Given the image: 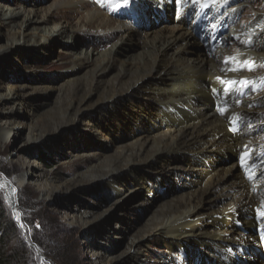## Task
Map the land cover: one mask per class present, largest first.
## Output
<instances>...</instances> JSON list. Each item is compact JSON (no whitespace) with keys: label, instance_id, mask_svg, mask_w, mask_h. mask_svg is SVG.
Masks as SVG:
<instances>
[{"label":"bare ground","instance_id":"obj_1","mask_svg":"<svg viewBox=\"0 0 264 264\" xmlns=\"http://www.w3.org/2000/svg\"><path fill=\"white\" fill-rule=\"evenodd\" d=\"M228 1L67 0L63 10L48 11L41 18L11 9L0 12V28L16 25L7 44L0 48V61L10 58L18 62L20 48L44 51L54 36L60 38L66 33V44L91 30L96 31L92 35L99 41L120 37L104 54L85 52L68 61L66 71L72 77L85 66L90 70L87 80L74 81L65 118H72L71 123L77 125L86 99L98 92L99 119L85 124L82 131L109 145L114 144V134L129 135L128 144L121 141L111 168L102 175L116 202L133 189H142L145 196L140 206L146 205L157 191H163L169 175L174 176L175 194L164 208L166 214L153 231L130 241L125 257L155 234L166 250L163 259L169 264H264L262 242L255 235V228L264 226V89L256 91L264 81V16L252 13L245 27L239 23L232 32L224 33L225 25L245 5L225 10L228 4H223ZM126 12L131 18H125ZM54 16L59 20L54 28L48 31L41 26ZM149 16L159 26L142 30L140 25H145ZM18 19L20 22L15 23ZM69 20L75 21L74 27L70 28ZM112 25L115 27L109 29ZM29 26L32 33L27 35L24 30ZM195 32L207 49L190 54V46H195ZM134 41L141 45L142 55L118 61L120 49ZM223 43H229L230 48H221ZM173 48L174 52H168ZM228 57L249 60L254 67L251 71L228 70L239 66L231 61L225 64ZM116 65L114 78L106 82ZM218 76L225 80L246 79L249 84L235 85L236 94L231 98L222 91L214 95L213 88H223ZM244 89L249 94L240 98L238 93ZM130 94H134L133 98H127L122 107L114 103L116 97ZM5 102L12 105L9 110L2 107ZM17 113L27 114L25 97L16 87H0L2 148L4 140L23 127L14 117ZM245 153L251 155L246 160ZM150 161L161 163L163 181L134 173V166L147 170ZM255 161L259 168L245 175L247 170L241 167L247 168ZM42 175L40 168L26 165L14 179L16 186L5 183V197L17 222L20 215L14 199L16 187L40 183ZM45 193L42 190L40 195ZM67 219L79 223L82 217L75 211ZM121 236L119 224L114 223L103 235L93 262L104 260L106 247Z\"/></svg>","mask_w":264,"mask_h":264},{"label":"rangeland","instance_id":"obj_2","mask_svg":"<svg viewBox=\"0 0 264 264\" xmlns=\"http://www.w3.org/2000/svg\"><path fill=\"white\" fill-rule=\"evenodd\" d=\"M228 2L230 3L223 4V6L228 4L225 10H230L233 6L245 5L239 9L231 23L225 25L222 30L224 33L232 32L234 26L239 23L245 27L252 13L264 16V0L247 2L229 0ZM66 3L67 0H0V12L11 9L21 12L22 15L34 13L37 18H41L48 11L63 10ZM224 9L222 8L225 12ZM124 14H126L125 18L130 17L127 12ZM117 20L125 21V19ZM66 21H68L67 17ZM69 21L70 28L74 27L75 21ZM18 22L20 19L15 23ZM58 22V17L54 16L41 26L50 31ZM163 23L166 21L164 20ZM140 26L142 30H152L159 26V22L153 16H149L148 21L145 20V25ZM14 27L15 24L0 28V48L7 44V39L15 30ZM113 27L115 26L112 25L109 29ZM31 29L32 26H29L24 32L30 35ZM93 31L96 33L95 30H91L78 34L70 44L64 43L68 33L60 38L54 36L48 49L44 51H32L30 47L20 48L18 62L10 58L0 61V87L18 88L19 93L25 97L27 108V114L14 115L23 127L18 129L17 134L9 140H4V148L0 146V202L6 212V221L11 222L16 231L12 232L6 226L4 228L12 245L19 244L20 264H54L48 256V248H55L58 245V249H63L61 252L69 264H169L163 259L166 250L155 234L145 238V242L139 244L132 255L125 257L124 253L128 250L132 239H138L142 234L153 231L154 225L166 214L164 208L175 194L174 176L169 175L163 191H157L149 198L146 205L140 206L145 196L142 189H133L121 201L116 202L113 191L105 183L102 175L111 168L113 154L120 150L116 147L128 144L129 135L124 132L123 136L116 137L117 135L114 134L112 136L115 138L114 144L109 145L88 137L86 132L82 131L85 124L96 123L99 119L98 92L86 99V108L78 116L77 125L71 123L72 118H65V109L71 100V91L75 82L87 80L90 70L85 66L72 77L71 72L66 71L70 66L68 61L85 52L104 54L120 39L116 35L108 41H99L98 37L92 35ZM195 34H197L193 40L195 46H190V54L200 53L206 48L198 32ZM227 47L230 48L229 43L221 45V48L227 49ZM174 48L168 52H174ZM142 52L141 45L134 41L121 48L116 59L118 61L138 59ZM117 66L111 69L105 78L106 82L114 78ZM146 80L145 82L149 81ZM131 96L134 94L118 96L114 103L122 107L127 102V98H133ZM2 107L9 110L12 105L5 102ZM2 116L0 115V118ZM230 159L234 158L230 157ZM160 164L157 161H150L147 170L141 165L134 166L133 170L138 175L147 174L149 177H157L163 181L165 177L161 172ZM26 165L40 168L43 178L40 183L16 187L14 199L18 208L16 210L20 215V229L5 197V183L15 184L14 179L21 174ZM42 190H46L43 196L40 195ZM30 203L37 204L41 210L45 209L51 213L44 220L43 229L39 228L38 223H35L34 229L25 224V216L28 213L25 212L24 206ZM75 211L82 217L79 223H72L67 219ZM114 223L119 224L123 236L106 247V252H103L106 257L104 260L93 262L95 251L99 249L103 235ZM31 235L39 238L42 244L39 246L31 241ZM76 257H79V261ZM113 258L114 260H111Z\"/></svg>","mask_w":264,"mask_h":264},{"label":"trees","instance_id":"obj_3","mask_svg":"<svg viewBox=\"0 0 264 264\" xmlns=\"http://www.w3.org/2000/svg\"><path fill=\"white\" fill-rule=\"evenodd\" d=\"M24 210L28 213L25 216L24 222L27 226L32 227L33 229L36 228L35 223H38L39 228L43 229L45 227L44 220L47 216L51 215V213H49L45 209L41 210V208H38L37 204L32 203L25 205ZM34 213H36V217L34 216ZM6 219V212L1 206L0 202V264H20L21 262L18 258L19 244L15 246L12 245L11 239L8 237L7 231L4 226H6L7 229L9 228V230L12 232L16 230L14 228V225L8 220L6 221ZM31 236V241H33L35 244L39 246L42 244V241L39 238H35L33 237V235ZM60 244L63 245L62 242H60ZM58 247H49L48 256L54 264H69L65 255L61 252L63 249H58ZM76 258L77 261H79V257Z\"/></svg>","mask_w":264,"mask_h":264},{"label":"snow or ice","instance_id":"obj_4","mask_svg":"<svg viewBox=\"0 0 264 264\" xmlns=\"http://www.w3.org/2000/svg\"><path fill=\"white\" fill-rule=\"evenodd\" d=\"M99 2V0H98ZM177 2H179V0H177ZM125 3H127V0H125ZM238 39V38H237ZM229 61H231L233 64H237L239 65L238 67H234L228 70L231 71H243L245 70V68L249 71H251L254 67V65L249 61V60H244V61H240L237 57H228L225 59V64L229 63ZM217 81L220 82L221 85H223L222 89H217V88H213L212 92L213 94H218L219 92H227L229 94V98H231V96L233 94H236V89H235V85L239 84V85H243L245 87L248 86L249 82L246 79H241V80H235V79H231V80H225L222 77L218 76L216 77ZM238 95H243V93H238ZM221 112H223L224 110L221 109ZM233 131H235V129H232ZM245 155H247V153H245ZM264 175V174H262ZM264 215V214H262Z\"/></svg>","mask_w":264,"mask_h":264},{"label":"water","instance_id":"obj_5","mask_svg":"<svg viewBox=\"0 0 264 264\" xmlns=\"http://www.w3.org/2000/svg\"><path fill=\"white\" fill-rule=\"evenodd\" d=\"M15 221H16V219H15ZM16 224H17V227L21 229V222H19V221L17 222L16 221Z\"/></svg>","mask_w":264,"mask_h":264}]
</instances>
